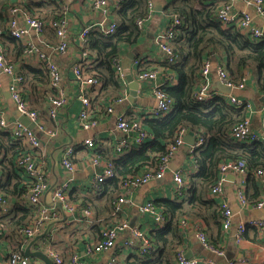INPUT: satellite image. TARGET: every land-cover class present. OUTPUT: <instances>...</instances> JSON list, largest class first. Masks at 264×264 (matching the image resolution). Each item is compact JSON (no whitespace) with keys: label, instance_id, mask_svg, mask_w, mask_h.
<instances>
[{"label":"crops","instance_id":"0c3cea01","mask_svg":"<svg viewBox=\"0 0 264 264\" xmlns=\"http://www.w3.org/2000/svg\"><path fill=\"white\" fill-rule=\"evenodd\" d=\"M19 1L26 2L30 6L32 5L33 11L46 20L53 18L51 16L57 14L59 11H62L63 15L67 17L68 47L65 53L56 51L58 40L55 38L52 30L47 28L42 34H36L21 16L19 17V25L24 28L25 34L21 39L13 37L22 43V45L25 44L24 46H27L29 42L35 46H39L59 66L62 73L61 84L68 95V102L59 109L56 118L51 117L48 112L49 97L52 94V90H50L48 84V77L45 83H38L37 80L32 78V74L27 73V71L32 69H41V62L38 60V57L35 54L27 55L21 51L18 53L15 51V44H9L8 49L0 44L5 48L6 52L8 51L7 55L13 59L11 63L15 65V68L20 72L27 73L28 79L33 84L30 87L26 85L29 89L22 93V95L27 100L29 107L38 111V122L43 127V130L37 129V127L35 129L37 136L42 142L41 149L31 150L36 169L46 178L51 192H53L54 188L67 183L66 202L73 205L75 211L71 213L63 207L62 213L57 208L60 212L58 219L51 224L50 222L46 224L40 232L28 239L24 245L19 241L16 232L10 229V226L8 227V225L4 224L5 230L0 236V264H6L5 253L17 251L20 248L24 251L25 247L46 228H48L47 234L34 241L30 249L39 250L44 253L43 250L47 247L55 248L62 255L66 264H69V256L72 252L78 253L82 264H104L113 253L117 256L115 264L138 262L139 253L136 248H124L121 246L127 237L125 231L120 232L118 235L114 248L90 255L88 251L89 245L97 242L101 237L100 233L98 234L100 231L95 226L99 225L100 229L105 225H109L113 220L124 218L128 219L130 225L133 223L134 226L145 230L147 234L155 228L163 227L164 224L156 225L152 219V215L142 212L141 207L145 202L151 200L154 201L160 198L176 199L173 191V174L178 170H182L187 176L194 173L197 169L193 156L188 153L192 144H189L184 138V144L180 146L169 160L163 176L126 193V202L120 204L121 211L117 215L113 214L112 207L110 210L109 189L106 188L103 194H97L94 189L95 187L91 186L90 180L92 176L103 169L102 165H94L92 158L98 157L114 163L116 158L127 151L126 149L118 153L115 150L116 143L123 137L132 140L130 133L126 134L117 127L116 122L119 116L123 115L126 120L143 119L157 105V100L152 94L153 81L137 80L136 71L139 69H155L159 71L158 78H160V69L164 57L156 46L154 39L156 34L160 30H164L168 25V19L164 14V10L171 0H152L151 14L144 21V27L137 43L121 44L120 56L122 60L127 57L129 52L136 51L137 53L135 59L131 62V74L136 81L135 95H130L131 88L123 75V71L118 95L109 85L105 86V94H101V87L95 92L91 89L87 93V96L92 101L90 114L97 121V124L89 129L81 128L77 118L82 108V101L79 96L81 93L78 83L74 80L71 69L72 65L79 59L82 50L79 32L90 24L100 22L108 24L111 21H115V12L120 0H107L106 4L102 7H94L92 0H16L13 3L16 4ZM228 1L233 3L235 10L245 11L249 15L251 22L264 30V20L255 13L251 6L246 5L241 0H208V2L216 3L217 7ZM8 37L12 36H9L7 33V16L6 19L5 17L2 19L0 15V42L5 41ZM89 57H94L92 52L89 53ZM136 60L138 62H135ZM211 61L214 67L224 62L219 57H212ZM0 82L3 86L0 97V114H3L10 121L18 120L16 119L18 110L11 97H7L6 95L10 78L0 72ZM211 82L213 90L219 93V95L227 98L228 94H233L246 101L247 106L244 112L250 121V127L261 135L264 124V88L259 89L251 70H248L246 73L245 85L235 88V90L229 93H224L219 89L218 84L220 81L213 69L211 72ZM21 88L23 90V86ZM120 95H125L123 101L114 100ZM110 106L111 110L108 111V107ZM47 130H51L55 134L48 135L45 132ZM186 134L192 137L195 135L191 131H188ZM86 138L93 139L94 145L92 147L84 144V139ZM67 146L74 148V169L71 172L66 171L61 163L63 151ZM133 147L135 146L133 145L129 148ZM1 157L2 152L0 150V160ZM16 171L17 175H11L8 188H12L13 184L17 183V178L23 181L20 170L16 168ZM6 178V174H3L1 171L0 161V181H4ZM237 179H239L237 174L233 172L226 173L223 180V197H214L217 202L223 198L230 205L232 217L231 227L228 230L222 228L220 220H217V224L213 222L207 224L201 217L193 215L187 218L189 225L186 227V230H183L178 222V228L182 233V242L177 246L185 250L187 257H199L203 260L201 264H211L210 262L227 264L230 260L235 261L237 264H264V228L259 229L248 225L245 228L246 231L243 237L239 241L236 240L237 226L240 223L251 220L264 221V206L262 208H248L238 202L235 192ZM261 183L262 179L256 177L253 178V183L248 181L247 186L244 181L245 191H248L249 198H255V195H253L256 191L255 187L261 190ZM106 191L108 192L106 193ZM51 192L49 194L47 191L41 196L42 204L50 205ZM0 194L3 193L0 191ZM119 195L120 190L115 191L113 197ZM7 197L9 198L7 200L12 205V209L8 216H3V222L12 216L20 217L22 212L19 208L25 207L19 200L21 198L16 193L8 194ZM16 203L21 207L17 206ZM87 205H90L92 208L90 216L83 213V209ZM197 228H202L212 243L223 246L225 248L224 254L213 255L212 253L210 255L209 251H207V254L205 248L201 245L204 253L207 254L205 255L197 241ZM173 256L174 249H171L168 259L174 264ZM31 260L35 264L37 259L32 258Z\"/></svg>","mask_w":264,"mask_h":264},{"label":"trees","instance_id":"16d2710c","mask_svg":"<svg viewBox=\"0 0 264 264\" xmlns=\"http://www.w3.org/2000/svg\"><path fill=\"white\" fill-rule=\"evenodd\" d=\"M15 1L0 0L2 19L4 17L6 19L8 7ZM16 4L46 20L33 11L32 5L23 1ZM118 4L115 12L116 31L105 35L97 29H92L85 39L86 49L94 55L93 64L86 72L101 81V94H105V86L109 85L118 95L121 79L115 74L112 59L120 55L121 44L137 43L143 27L139 28L136 20L141 18L146 20L151 14L147 0H120ZM216 9L217 4L208 0H171L167 4L165 15L175 13L182 18L181 24L175 26L172 40L173 52L177 58L174 62H168L164 57L161 67L164 73L173 74L172 83L163 87L166 95L172 98L173 107L163 115H147L143 119L140 118V123L152 138H147L138 146L127 149L126 153L116 158L114 176L94 188L97 194H103L106 188L109 189L111 210L113 201L118 197H113V194L120 190L119 183L122 178L128 174L139 173L146 167H156L166 152L167 144L175 138L180 129L197 133L203 138L201 145L188 152L193 156L197 169L194 173L185 175L187 186L183 189L182 195L175 196L176 199L151 200L154 208L161 211L165 217L163 227L155 228L147 234L153 249L147 253H139V261L128 264H173L169 261L168 254L171 249L175 251L177 245L182 242V233L178 228L179 219L187 220L193 215L201 217L207 224L210 222L217 224V220L221 221L220 206L209 194L210 185L218 179L220 162L243 160L247 169L246 186L248 181L253 183L254 171L264 169V140L237 141L228 135L235 124L247 118L244 112L247 104L238 106L230 104L227 98L219 93L206 100H195L192 97L199 83L200 69L207 57H219L224 61L217 65H223L232 84H238L245 78L247 71L251 70L259 89L264 88V38L253 39L235 25L224 27L215 18ZM61 15L63 13L59 11L51 17L57 18ZM0 43L5 48L9 44H15V51L18 53L19 51L24 53L26 47L13 37H8ZM8 58L12 62L13 59L9 56ZM40 66L41 69H32L27 73L32 74V78L38 83H45L47 73L44 63H40ZM20 73L23 76L21 92L24 93L29 89L26 85L30 87L33 84L27 73ZM162 77L164 78L165 74ZM25 149L26 145L19 143L0 128L1 171L7 176L4 181H0V191L6 199H9L8 194L16 193L21 197L27 191V183L19 178L12 188H8L11 175H17L16 158ZM255 188L254 199L249 198L248 191H245L248 205H253L260 197V190ZM16 205L21 207L18 203ZM86 208L90 211L92 209L90 205ZM19 210L22 212L20 217L12 216L7 221L4 220L5 222L2 221L3 216L10 213L1 215L0 225H8L15 231L19 225L27 223L33 215L32 208L21 207ZM95 227L98 231L101 230L99 225Z\"/></svg>","mask_w":264,"mask_h":264},{"label":"built area","instance_id":"2783aa9c","mask_svg":"<svg viewBox=\"0 0 264 264\" xmlns=\"http://www.w3.org/2000/svg\"><path fill=\"white\" fill-rule=\"evenodd\" d=\"M167 1V0H165ZM246 5L252 7V9L264 20V0H241ZM94 7H102L106 4L107 0H92ZM147 7L151 13L152 0H147ZM106 11V9H104ZM22 17L26 24L33 29L36 34H42L45 29L49 28L52 30L58 40L56 51L65 53L67 51V34H68V21L65 15H61L57 18H50L42 20L41 18L33 15L31 12L22 8L17 4L10 5L7 9V33L9 36L21 39L25 34L23 27L19 25V17ZM168 19V25L164 30H160L155 36V43L158 49L162 52L163 57L168 62H174L177 58L173 52L172 40L175 35V26L181 24L182 18L173 13L165 15ZM215 18L223 24L224 27L235 25L240 31L248 35L253 39L264 38V30L255 26L249 15L245 11H237L233 7L231 1L224 2L217 7L215 11ZM144 18L137 19L136 23L139 28L144 27ZM115 21H111L108 24L94 23L85 26L79 32V40L81 45V53L79 59L72 65V73L74 80L78 83V88L81 94H79L82 101V108L77 116L79 124L83 129H89L97 124L95 118L90 114L91 109V98L87 96L89 90L93 92L97 91L101 87V81L96 77L90 76L86 72V68L91 66L94 61V57H89V50L86 49L85 39L87 33L92 29H97L105 35L113 34L116 31ZM24 52L27 55L35 54L41 64L44 63L48 84L52 94L49 97V115L56 118L59 109L65 106L68 102V95L65 89L62 87L61 79L62 73L51 56L42 51L39 46H35L31 42L27 43ZM121 56H115L112 59V66L115 74L121 79L123 67L121 64ZM135 62H138L136 60ZM215 70L216 76L220 82L230 86L231 88L243 87L245 85V78H242L238 84H232L223 65H212L210 57H207L199 72V83L197 88L194 90L192 97L195 100H206L212 98L217 93L213 90L211 82V72ZM0 72L7 75L10 78L8 90L10 97L13 100L16 109L20 114L25 115L30 121L36 124L37 129L43 130L42 125L38 122L39 113L38 111L31 109L28 105L27 100L22 95L21 84L23 81L22 74L15 68V65L9 61L5 48L0 44ZM159 71L155 69L137 70L136 79L140 81H153L152 94L157 100L155 109L149 111V115L157 116L163 115L170 111L173 107L172 98L168 97L163 90L165 85L172 83L173 74H167L163 72V68L160 69V78H158ZM163 74L165 77L163 78ZM2 84L0 82V97L2 94ZM87 87V88H86ZM125 95H120L116 101H123ZM113 101V100H112ZM227 101L230 104L236 106L246 103V101L228 94ZM247 104V103H246ZM111 110V106L108 107V111ZM116 125L124 133H130L132 140L127 137L121 138L115 145V150L120 153L125 151L131 146H138L141 142L147 138H152L148 130L140 123V119L126 120L123 115L119 116ZM0 128L3 131L8 132L11 137L17 140L19 143L26 145V149L19 154L16 158V167L20 170L24 183H27V191L19 199L25 207L32 208L33 215L31 219L22 225H19L15 232L19 238V241L24 245L28 239L35 236L42 228L49 222L58 219L60 212L55 206H48L41 203V196L46 193L50 187L46 178L37 171L35 166L34 156L31 152L32 149H41L42 142L37 136L35 130L28 128L20 121H10L3 114H0ZM48 135H54L55 133L51 130L45 131ZM188 131L184 128L180 129L176 134L175 138L170 141L166 146V152L161 157L160 162L156 167H146L141 172L136 174H128L120 181V195L113 201L112 209L113 214L117 215L120 213L121 203L126 202V193L131 192L133 189L139 186L163 176L166 167L171 157L177 152V150L184 144V136ZM228 135L237 141L245 140H264V124L263 132L259 135L250 127V121L245 118L243 121L235 124ZM203 142L201 135L195 133L194 142L190 146L188 152ZM84 144L92 147L94 141L91 138L84 139ZM74 148L67 146L62 154L61 163L66 171L71 172L74 169L73 164ZM94 165H102L103 169L101 172L96 173L92 176L90 183L91 186L96 187L106 179L114 176V163L108 160H102L98 157L92 158ZM228 172H233L239 176L235 183V192L238 202L250 208H262L264 206V169H257L254 171V177L262 179L260 197L253 205H248L245 200L244 181L247 174V169L243 160H226L219 163V176L218 179L212 183L209 187V194L212 197H223L224 186L223 180L224 175ZM173 191L175 196H181L183 189L187 186V180L182 170H178L173 174ZM67 183L54 188L51 192V200L53 202L59 200L62 202L63 207L73 213L75 208L73 205L68 204L67 200ZM221 210V223L222 228L228 230L231 227L232 211L230 205L225 199H220L218 202ZM12 209L11 203L0 194V216L10 213ZM83 213L90 216L91 211L87 208L83 209ZM141 211L150 213L152 219L156 225H162L165 222L163 213L154 208L151 201H147L141 207ZM179 225L183 230L189 225V222L183 218L179 221ZM246 225H251L256 228H264V221L251 220L249 222L240 223L237 226L236 240L239 241L243 237ZM5 227L0 225V236L4 233ZM125 231L127 233L126 239L122 242L121 246L124 248H136L138 253H147L153 247L150 244L148 235L145 230L130 225L128 219L113 220L109 225H105L100 230L101 239L97 242L89 245L88 251L91 254H97L108 249L114 248L116 240L120 232ZM196 237L202 246L207 249L210 253L216 255H223L225 248L221 245H215L212 243L206 232L202 228H197ZM52 259V264H66L63 260L62 255L55 248L47 247L44 250ZM6 264H34L32 260L23 254V250L20 248L18 251H9L5 253ZM117 256L115 253L111 255L108 261L104 264H115ZM174 264H201L203 260L199 257H187L185 250L182 247H177L174 251L173 256ZM216 264L215 262H210ZM69 264H82L79 259L77 252L70 254ZM227 264H237L235 261L230 260Z\"/></svg>","mask_w":264,"mask_h":264},{"label":"water","instance_id":"95a60500","mask_svg":"<svg viewBox=\"0 0 264 264\" xmlns=\"http://www.w3.org/2000/svg\"><path fill=\"white\" fill-rule=\"evenodd\" d=\"M136 51H133V52H129V54L127 55V57H125L124 60H122V67H123V75L126 79V81L129 83V86L131 88L130 90V95H135V90H136V81L133 77V75L131 74V62L132 60L135 59L136 57ZM219 86V89L221 91H223L224 93H229L231 92L232 90H235V89H232L230 86H227L223 83H219L218 84ZM7 97H10V92L7 90ZM16 119H18L22 124L26 125L28 128L30 129H33L35 130L36 129V126H35V123L30 121L25 115L23 114H20L19 112H17V115H16ZM184 138L188 141L189 144H192L194 142V138L191 136V135H188L186 134L184 136ZM50 190H48V193L50 194ZM50 205L51 206H55L56 208H58L62 213H63V206H62V203L61 201H55L53 202L51 200V197H50ZM55 220L51 221L50 224L52 222H54ZM131 225H133V223H131ZM48 232V228L44 229L42 231V233H40L39 235H37L31 242L28 246L25 247L24 251H23V254L27 257H29L30 259H37L35 264H52V259L45 253H43L42 251H39V250H31L30 249V246L32 245V243H34V241H36L37 239L45 236Z\"/></svg>","mask_w":264,"mask_h":264},{"label":"rangeland","instance_id":"374dc122","mask_svg":"<svg viewBox=\"0 0 264 264\" xmlns=\"http://www.w3.org/2000/svg\"><path fill=\"white\" fill-rule=\"evenodd\" d=\"M198 241V243H199V245H200V247L202 248V244L199 242V240H197ZM202 251H203V253H204V249L202 248ZM205 251L207 252L208 250L207 249H205ZM210 253V252H209ZM205 255H207L208 254V252H207V254L206 253H204ZM210 255H212V253H210ZM214 255V254H213Z\"/></svg>","mask_w":264,"mask_h":264}]
</instances>
